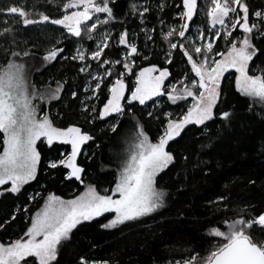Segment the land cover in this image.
<instances>
[{
    "label": "snow or ice",
    "instance_id": "obj_1",
    "mask_svg": "<svg viewBox=\"0 0 264 264\" xmlns=\"http://www.w3.org/2000/svg\"><path fill=\"white\" fill-rule=\"evenodd\" d=\"M38 3L39 0H33L31 7H28L27 0H21L19 5L0 8V13L19 17L18 23L25 28L43 24L62 26L71 37L79 38L77 43L84 39H97L93 34L98 27L115 20L110 0H60L58 6L63 12L60 18H51L44 11H36ZM131 7L142 22L145 13L150 11L148 6H143L142 11L136 4ZM158 7L163 12L165 5L159 4ZM176 7L181 9L178 19L182 23L169 25L166 31L161 30L162 38L168 41L166 63H172V53L179 48L196 77L190 83L185 82L187 77L179 81L180 88L175 83L170 86L165 84L171 75L168 67L151 64L140 67L138 72L133 71L137 67L135 58L150 60V56L138 50L135 36L129 41L127 29L119 33L117 41L126 48L122 59L101 60L104 50L109 47V31L99 35L100 42L91 51L90 59L97 61L96 70L87 62L88 50L82 43L75 48L71 57L65 59L81 62L79 72L91 78L86 81L87 86L84 88V92H91V95H86L81 104L82 111L90 113L93 121L103 120L113 114L123 116L125 104L138 102L145 105L154 97L166 96L173 104L191 97L190 106L175 118L171 112L164 114L166 124L156 142H152L144 132L143 125L137 123L111 189L98 190L95 185L87 184L83 192L71 199L49 192L40 210L29 218V226L23 235L0 241V264H59L58 257L63 243L70 241L73 231L84 222L112 213L113 217L100 226L106 230L117 229L129 222H138L164 207L167 192L156 187V177L175 162V156L168 150L169 143L180 137L189 125H205L215 118V110L221 99V84L230 69L237 74L236 89L242 95L264 104V72L250 74L249 69L250 62L258 53L264 55V51L253 42L254 39H264V10H254L252 15L255 19L250 22L246 0H211L207 17L215 31L206 37L198 28L196 38L193 39L191 36L186 37V32L189 30V22L197 14L198 0H182L181 5ZM69 9L72 11L69 12ZM99 14H105V17L101 19ZM160 23L163 25L164 21ZM238 27L242 35L234 37L233 33ZM143 31L147 50V42L153 38L150 33H155L156 29ZM221 33L227 48L223 52L213 53ZM16 34L13 27L5 26L0 30V37L11 39L5 51L6 63H0V196L5 193L18 194L26 184L36 180L42 159L49 169L63 167L67 170L66 179L75 178L84 184L82 177L85 169L78 163V157L82 147L94 138L75 124L57 126L47 112L41 114L43 105L61 99L66 81H57L55 88L49 84L43 91L30 83L26 75L25 59L32 52L28 47L15 50L19 47L15 40ZM174 37L177 38L175 43L172 42ZM59 43L62 41H56L46 49L42 57L45 66L56 61L64 52L63 47L57 46ZM185 43L191 46L192 54ZM194 56L200 59H194ZM108 65H122L124 71L116 72L110 86L105 85L106 102L98 110L88 101L98 100L101 86L114 75L113 67H106ZM129 76L134 77L131 88L126 83ZM71 96L75 99L77 92L73 91ZM232 116L233 113L229 111L220 113V118L225 122H229ZM117 127L118 122L112 124L111 131L115 132ZM38 143H43L50 152L55 145H67L70 151L57 152L55 157H42ZM37 196L40 193L30 196V199L35 200ZM227 199L221 195L210 203L224 204ZM20 210L17 209V212ZM23 211L27 213L28 209L24 208ZM246 211L242 209L238 218L222 222L226 225V231L215 226L209 230L208 235L219 238L221 242L213 245L205 257L198 260L197 253L185 260L170 261L169 264H264V239L254 238L250 234L254 226L264 229V213L246 220L243 216ZM78 264H109V261L81 257Z\"/></svg>",
    "mask_w": 264,
    "mask_h": 264
},
{
    "label": "trees",
    "instance_id": "obj_2",
    "mask_svg": "<svg viewBox=\"0 0 264 264\" xmlns=\"http://www.w3.org/2000/svg\"><path fill=\"white\" fill-rule=\"evenodd\" d=\"M21 0H0V8L9 5H19ZM249 6L250 22L255 19L254 10H264V0H246ZM33 0H27L31 7ZM60 0H39L36 11H44L51 18H60L63 14L58 6ZM182 0H110L115 20L106 26L98 27L93 35L94 40L71 37L66 29L59 25L43 24L23 27L18 23L19 17L0 13V30L5 26L13 27L17 33L15 40L19 47H28L32 55L25 59L30 83L44 90L47 85L56 87V82H65L61 99L42 106V113L47 112L57 126L75 124L88 132L94 139L87 142L78 157V163L85 169L84 184L75 178L66 179L67 170L63 167L49 169L42 159L37 178L26 184L18 194L5 193L0 196V241L18 238L29 226V218L39 210L44 198L49 192L71 199L85 190V185H95L98 190L114 187L118 170L128 147L133 129L137 123L143 125L144 132L152 142H156L166 124L167 112L173 113V118L181 115L188 107V99L173 104L166 96L148 101L145 105L133 102L125 104V114L92 120L90 113L82 111L81 101L86 95V77L79 72L82 66L79 61L65 59L75 53V48L82 43L88 50V63L93 70L97 69V61L90 59L91 51L100 42L99 35L104 31L111 32L109 47L104 50L101 60L115 61L122 59L126 48L118 44L119 33L127 29L129 41L135 36L138 50L150 56V60L135 58L138 72L140 67L157 64L168 67L170 77L166 85L170 86L185 80L190 83L195 77L187 58L182 56L179 48L172 53V63H166L168 41L162 38V29L169 25L182 23L178 19ZM136 4L140 11L148 6L150 11L141 17L132 10ZM164 4L163 12L158 5ZM211 0H198V11L189 22L186 37L196 38L197 29H201L207 37L212 29L207 12ZM71 10V9H69ZM103 19L105 14H99ZM163 20L162 25L160 21ZM7 21V24H5ZM90 23V22H89ZM156 29L152 40L145 50L146 36L144 29ZM242 35L239 27L233 36ZM56 41H62L57 46L64 52L47 66L42 59L47 48ZM172 42H177L173 38ZM184 42V41H180ZM258 49L264 51V39L255 40ZM11 44V39L0 37V63H6L5 51ZM185 47L192 54L191 46ZM227 45L221 33V38L215 42L213 53L225 51ZM199 60L200 57L194 56ZM219 59V57H216ZM106 67H113L108 65ZM250 74L264 72V55L258 53L249 65ZM103 71L102 69L100 70ZM122 65L113 67L114 75L105 80L99 91V99L88 101L99 110L106 102L107 89L115 79L116 72H123ZM235 70L230 69L221 84V99L215 110V118L205 125H189L180 137L171 141L168 150L175 156V162L156 177V187L167 192L164 207L150 216L141 218L138 222H129L117 229H103L101 224L111 219V213L98 217L91 222H84L73 231L70 241L63 243L59 264H78L81 257L89 260L109 261V264H169L170 261H181L199 254L198 260L205 257L212 246L221 242L219 238L208 235L212 227L226 230L222 222L238 218L242 209L246 220H252L264 213V104L242 95L235 87ZM131 88L134 77L126 78ZM94 86V83H93ZM77 92L72 98L71 93ZM127 97V94H126ZM222 111H229L233 116L229 122L220 118ZM149 113H152L149 116ZM119 123L116 131H111V125ZM42 157H55L57 152L70 151L67 145H55L53 151H48L43 143H38ZM2 151V147H0ZM187 157V159H184ZM40 193L35 200L30 196ZM221 195L228 199L224 204H211ZM24 208L28 211L25 213ZM226 208V211H217ZM17 209H21L17 212ZM15 216V219H13ZM254 238L264 239V229L254 226L250 230Z\"/></svg>",
    "mask_w": 264,
    "mask_h": 264
},
{
    "label": "rangeland",
    "instance_id": "obj_3",
    "mask_svg": "<svg viewBox=\"0 0 264 264\" xmlns=\"http://www.w3.org/2000/svg\"><path fill=\"white\" fill-rule=\"evenodd\" d=\"M69 12L70 11H72V10H68ZM213 30H215V29H213ZM67 31V30H66ZM148 67V66H147ZM26 75H27V79L29 80V82L31 81V76H30V74L28 73V70H27V67H26ZM165 83H166V81H165ZM178 88H180L181 86H177ZM158 97H154L153 99H157ZM188 99V101H189V103H188V106H190V104H191V102H192V99H191V97H189V98H187ZM148 102V101H147ZM146 102V103H147ZM40 210V209H39ZM38 211V210H37ZM107 214V213H106ZM111 215H112V217H113V215L114 214H112L111 213ZM111 217V218H112ZM227 230V229H226ZM226 230H222V231H226Z\"/></svg>",
    "mask_w": 264,
    "mask_h": 264
}]
</instances>
